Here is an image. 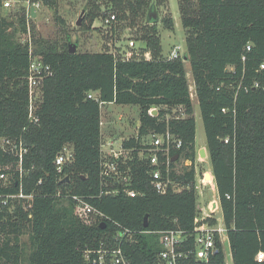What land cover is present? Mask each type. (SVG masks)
I'll list each match as a JSON object with an SVG mask.
<instances>
[{
	"label": "trees",
	"instance_id": "1",
	"mask_svg": "<svg viewBox=\"0 0 264 264\" xmlns=\"http://www.w3.org/2000/svg\"><path fill=\"white\" fill-rule=\"evenodd\" d=\"M29 1L50 7L58 3ZM151 1L107 0L103 12L99 2L91 0L86 19L93 24L114 16L110 25L136 23L166 0ZM178 8L186 33L184 59L191 67L233 264H264L256 261V255L264 252V89H253L255 81L264 87V70L259 71L264 64V0H178ZM25 12L22 5L0 17V176H9L8 182L0 179V264H90L85 251L117 246L113 241L117 224L132 232L122 244L131 264H158L161 246L153 232L180 229L194 233V221L200 214L195 169L174 175L183 187L181 193L158 195L141 167L138 173L143 183L135 188L146 193L144 197H100V103L138 106L136 136L169 131L183 143L178 154L194 163L198 156L196 120L186 62L162 55L154 26L144 35L146 46L140 57L132 59L107 51L70 54L69 37L59 45L35 37L34 28L31 56L29 42L22 44L17 39L27 34ZM173 22L167 20L170 30ZM32 58L52 70L35 102L38 122L29 117L27 79ZM88 93L99 102L88 99ZM152 108L158 109L155 117L149 115ZM4 141L22 144L27 150L21 165L17 153L4 146ZM136 144L135 137L125 143L128 147ZM64 145L73 147L74 162L61 176L54 162ZM64 176L69 180L62 183ZM20 190L34 195L31 208L27 201L1 206L3 197ZM59 191L83 197L105 217L85 223L74 212L75 202L56 197ZM24 236L31 250L28 255ZM218 246L209 264H226Z\"/></svg>",
	"mask_w": 264,
	"mask_h": 264
},
{
	"label": "built area",
	"instance_id": "2",
	"mask_svg": "<svg viewBox=\"0 0 264 264\" xmlns=\"http://www.w3.org/2000/svg\"><path fill=\"white\" fill-rule=\"evenodd\" d=\"M21 3H24L23 5H25L26 8V36H28L26 42H29V52L32 56L34 46L31 42L30 24L36 17L32 16L31 8H35L37 16L40 3L31 4L29 0L25 2H21L20 0H0V17L7 16L14 8L18 9ZM114 20L115 17L112 16L110 20H106V23L109 24V22ZM26 42H22V44ZM246 51H251V45L246 47ZM184 55L185 53H181V47H176L168 58L170 60L184 59ZM242 60L245 61L246 57L243 56ZM263 70L264 64L260 66L259 71ZM51 75L52 70L49 65L44 64L38 59L32 58L27 80L30 95L29 117L34 122H38L34 114L35 102L41 96L42 83ZM260 88L264 89L260 82L255 81L253 89ZM195 96L197 97L196 89L195 95L191 93V99ZM87 98L99 102V98L93 93H88ZM100 104L101 109H103L105 103ZM176 111L177 110H174L173 112L175 113ZM154 112H156V115H153ZM223 112L225 113L226 110L224 109ZM158 114L157 108H152L149 111V115L152 117ZM104 126L105 122L102 120V137L100 144V180L102 188L99 194L100 197L116 196L119 194H125L130 198L144 197L146 193L135 188L137 184L141 185L143 183L138 173V169L141 167H145L147 180L158 195H167L170 191L181 193L183 187L180 182L174 178V175H183L185 169L191 168H194L196 173L194 188L198 200L204 196L205 191H203V189L206 188V185L215 186L212 172H208L211 174V181L207 180V173H199L198 176L200 177H197V164L203 161L199 154L194 163L190 160L183 159L178 154L183 143L171 132L167 131L163 134L152 133L140 139L135 135L133 137H135L137 144L128 147L125 143L133 137L120 139L119 137L106 136L104 133ZM224 142L228 143L229 140L226 139ZM4 146H8L10 151H15L17 153L19 164L21 165L23 162V155L27 152L22 144L16 145L12 142L4 141ZM177 155L179 157L174 160ZM73 162V147L71 145H64L54 162L57 174L62 176L65 167L71 166ZM19 170L20 178H22V169L20 168ZM6 178L7 176L5 174L0 176L1 180L5 181ZM66 179L69 180V177L64 176L60 181L64 183ZM41 183L42 181H40V184ZM188 188H190V186H188ZM56 197L67 202H75L74 212L85 223L92 224L105 217L83 197L75 196L70 193L65 195L60 191L57 193ZM33 199V194L25 195L23 191L20 190L18 194L3 197L1 206H9L10 203L15 201H27L28 208H31L30 203ZM228 199H230V196H228ZM207 208V212H205L204 209L198 208L200 214L194 221V233H187L180 229L153 232L158 235L159 244L161 246V251L158 254V264H191L192 261L200 264H209L212 257L219 251L220 247L218 243L224 251V243L228 240V237L225 226L221 225L220 219L217 216V212L219 210L221 211L220 200L219 203L215 200L208 202ZM117 227L118 231L113 237V241L117 246L105 247L102 245L98 250H87L84 252L85 258L90 264H131L122 248V244L130 239L132 232L126 228H122L119 224H117ZM256 261L258 263L264 262V252H259L256 255Z\"/></svg>",
	"mask_w": 264,
	"mask_h": 264
},
{
	"label": "rangeland",
	"instance_id": "3",
	"mask_svg": "<svg viewBox=\"0 0 264 264\" xmlns=\"http://www.w3.org/2000/svg\"><path fill=\"white\" fill-rule=\"evenodd\" d=\"M23 2V0H20ZM91 0H58L56 6H44L40 4L37 11V16L30 24L31 37L33 28L35 37H41L46 40L58 42L59 45L67 43L76 44L78 52H112L125 59H132L140 57V51L146 46L144 35L152 32V27L156 28V32L161 40L162 55L168 57L176 47H181V53H186V33L182 27L178 0H166L161 3L159 8L148 11L145 19L129 24L128 22L122 24H108L103 19L96 20L93 24L86 19L88 3ZM100 4L101 10L105 12L107 0H97ZM152 0L151 2H154ZM24 3L19 4L20 9ZM89 10V9H88ZM157 16L154 21L153 18ZM15 18V17H13ZM82 18V26H77L78 20ZM147 18H151L150 21ZM172 19L174 22V29L170 30L167 27V20ZM148 20V21H147ZM114 25V31H113ZM17 39L21 42H26L28 36L21 34ZM30 39V38H29ZM32 42V38H31ZM33 44V43H32ZM130 56V57H129ZM145 56L150 58V54ZM187 78L190 84V91L195 95V85L191 73V67L186 62ZM194 117L196 120V149L199 151L201 147L206 145V137L204 131V124L201 117V111L197 97L193 99ZM139 107L138 106H119L106 105L102 109V120L105 122L104 133L106 136L115 131L119 134L120 139L130 138L137 134L139 121ZM107 126V127H106ZM107 129H106V128ZM107 130V131H106ZM113 130V131H112ZM117 131V133H116ZM203 159V158H202ZM197 177L200 173H211V163L209 159H203L198 162ZM7 176L5 182H8ZM204 196L198 200V208L204 209L207 212L208 202L217 201L219 203L216 185H206L203 189ZM15 205H13L14 207ZM13 209V208H12ZM220 223L223 225V216L221 211L217 212ZM24 249L27 255L30 253L29 241L27 236L23 237ZM224 253L226 256V263L233 264L232 252L228 240L224 243Z\"/></svg>",
	"mask_w": 264,
	"mask_h": 264
},
{
	"label": "water",
	"instance_id": "4",
	"mask_svg": "<svg viewBox=\"0 0 264 264\" xmlns=\"http://www.w3.org/2000/svg\"><path fill=\"white\" fill-rule=\"evenodd\" d=\"M85 13V11H83V14ZM31 14L33 17H36V12H35V8H31ZM149 21L151 18H148ZM153 19H157V16L155 15V17ZM77 26L81 27L82 26V18H80L77 22ZM69 49H70V54H76L77 52V45L76 44H69ZM186 61V59H185ZM153 115H156V112L153 113ZM199 156L203 159H207L208 158V154H207V149L206 148H202L199 150L198 152ZM179 156H175L174 160H176ZM68 179L64 180V182H67ZM103 227H105V223H103L102 225ZM144 227L147 228L148 227V216H146L144 218Z\"/></svg>",
	"mask_w": 264,
	"mask_h": 264
},
{
	"label": "crops",
	"instance_id": "5",
	"mask_svg": "<svg viewBox=\"0 0 264 264\" xmlns=\"http://www.w3.org/2000/svg\"><path fill=\"white\" fill-rule=\"evenodd\" d=\"M110 105V104H109ZM111 105H114V104H111ZM139 125H140V122L138 121V127H139ZM107 127V126H106ZM105 127V128H106ZM107 129V128H106ZM107 131V130H106ZM113 131V130H112ZM116 133H117V131H116ZM110 136H114V137H121V136H119V134L117 133V134H115V131H113L111 134H110ZM202 148H206V147H201L200 149H202ZM199 152V151H198ZM208 154V153H207ZM212 172V171H211ZM209 174V173H208ZM208 174H207V179L209 178L208 177Z\"/></svg>",
	"mask_w": 264,
	"mask_h": 264
},
{
	"label": "bare ground",
	"instance_id": "6",
	"mask_svg": "<svg viewBox=\"0 0 264 264\" xmlns=\"http://www.w3.org/2000/svg\"><path fill=\"white\" fill-rule=\"evenodd\" d=\"M208 177H209V178H208L207 180H208V181H211L212 178H211V174H210V173L208 174Z\"/></svg>",
	"mask_w": 264,
	"mask_h": 264
}]
</instances>
